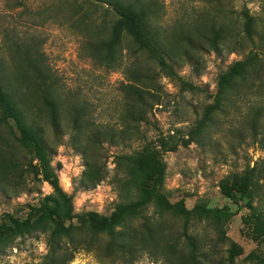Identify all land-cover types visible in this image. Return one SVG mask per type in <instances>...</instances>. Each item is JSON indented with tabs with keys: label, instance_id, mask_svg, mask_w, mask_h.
<instances>
[{
	"label": "rangeland",
	"instance_id": "1",
	"mask_svg": "<svg viewBox=\"0 0 264 264\" xmlns=\"http://www.w3.org/2000/svg\"><path fill=\"white\" fill-rule=\"evenodd\" d=\"M140 1L153 6L151 23L169 48L166 61L174 75L126 36L113 61L95 52V43L108 38L111 23L107 5L99 0H0L1 48L13 42L20 48L33 45L60 107L55 132L32 73L7 52L8 73L27 120L40 130L59 185L72 195L77 214L109 215L116 205L136 199L139 191L125 183L120 157L149 145L161 151L166 166L163 192L171 203L183 200L187 209L227 206L232 216L219 225L195 215L186 220L152 202L125 223L131 253L107 250L102 236L97 249H79L69 264H183L185 234L197 240L211 264H226L232 244L240 249L234 264H264V239L242 221L248 213L242 205L248 200L239 208L218 187L230 173L254 168L251 203L264 211V80L229 92L203 129L192 134L214 101L219 74L250 52L264 65V0ZM246 15L252 19V40L244 31ZM133 74L144 92L143 120L135 129L127 90ZM74 111L85 125L81 131L72 128ZM91 130L102 133L97 142L89 138ZM1 133L6 142H0V154L15 158L19 166L0 171V222L25 219L28 206H38L52 190L21 168L35 160L19 146L15 129L3 125ZM91 172L103 176L95 186ZM146 227L153 231L151 238ZM48 235L44 226L8 238L0 247V264L41 263Z\"/></svg>",
	"mask_w": 264,
	"mask_h": 264
},
{
	"label": "trees",
	"instance_id": "2",
	"mask_svg": "<svg viewBox=\"0 0 264 264\" xmlns=\"http://www.w3.org/2000/svg\"><path fill=\"white\" fill-rule=\"evenodd\" d=\"M99 1L107 5L111 23L108 38L95 43V52L102 53L105 59L113 61L115 54L120 50L123 37L126 36L131 39L138 51L147 53L162 70L174 75L172 66L166 61L169 48L151 23V17L155 12L151 4L140 0ZM251 27L252 19L246 15L244 31L249 40H252ZM7 52L13 53L32 73L36 81V90L41 94L52 129L57 132L60 128L59 103L48 83L39 52L33 45L20 48L16 42H13L11 45L4 44L3 49L0 45V142H6L1 127L4 125L14 128L19 146L29 151L35 160L34 165L29 162L23 164L21 168L47 183L52 190L51 194L40 200L38 206H28L25 219L9 217L6 222H0V247L12 236L23 234L35 227L48 226L47 253L39 264H69L79 249L90 251L97 249V240L102 236L107 238V250L131 253L132 237L125 229V223L130 216L139 214L152 202L186 220L191 218L189 216L195 215L198 218L212 219L216 225H219L224 219L232 216L227 206L206 208L196 205L192 209H187L183 200L171 203L163 192L166 166L161 151L149 145L130 155L120 157L125 165V183H129L139 191L136 199L116 205L109 215L94 211L75 213L72 195L65 193L59 185L58 177L51 166V153L40 130L27 120L21 97L8 73ZM133 75L135 79L127 86V90L130 97L129 115L133 118V129H135L136 123L143 120L141 108L144 105V92L137 84L138 75ZM260 79L264 80V65L256 52H250L243 59L235 61L224 73L219 74L214 101L205 107L202 118L197 122L192 134H197L203 129L210 114L219 109L229 92L239 87L252 88ZM84 126L79 114L74 111L72 128L81 131ZM88 134L93 142H97L102 135L98 130H91ZM105 134L113 140L112 135ZM160 146L166 148L163 141ZM17 166L19 162L15 158H6L0 154V171H8ZM88 175L95 179L93 186L103 180L101 173L91 172ZM255 186L254 168L242 174L230 173L218 185L222 195L239 205V208L243 199L248 200L242 205L248 210V213L242 216V221L244 225L250 226L253 234L264 239V211L258 210L251 203ZM145 229L146 237L151 238L153 234L151 227ZM184 237L188 252L183 264H211L210 256L202 251L197 240L187 234ZM67 244L69 247L66 246ZM238 255L240 249L236 244H232L228 250L226 264H234V259Z\"/></svg>",
	"mask_w": 264,
	"mask_h": 264
}]
</instances>
